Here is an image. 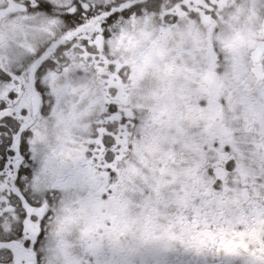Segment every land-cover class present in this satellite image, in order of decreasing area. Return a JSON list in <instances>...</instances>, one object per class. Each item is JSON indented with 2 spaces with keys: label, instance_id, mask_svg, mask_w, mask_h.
I'll return each instance as SVG.
<instances>
[{
  "label": "flooded vegetation",
  "instance_id": "1",
  "mask_svg": "<svg viewBox=\"0 0 264 264\" xmlns=\"http://www.w3.org/2000/svg\"><path fill=\"white\" fill-rule=\"evenodd\" d=\"M18 3L26 9L25 14L33 19L27 27L14 26L9 19V27L13 32L22 33L25 39L31 36L40 45L38 50L35 46L30 47L28 51L31 53L15 49L0 51V90L26 82L25 90L36 98L38 116L31 126V134L29 132L33 144L24 142L21 148L22 142L18 139L15 148L6 149L14 155L6 156L5 165L0 166L2 179L7 172V163L15 165L6 194H0V264H11L10 249L14 244L29 254V264H53L56 245L50 234L51 218L58 204L81 191L79 185L83 177L77 171H65L62 179L70 187H62L54 169L70 161L57 154L53 146H47L46 139H41L38 133L49 130L52 121H56L57 125L60 123L63 114L58 120L57 112L60 111L65 89L87 81L91 72L99 76L94 85V94L99 97L95 106L99 107L95 118L83 124L80 139L88 146L95 129L103 127L107 133L104 140L110 147L114 134H118L122 127L128 128L127 151L121 161H127V171L139 176L142 183L132 182L119 168L126 177L125 192L130 193L140 202L138 206L149 213L145 231L150 232L154 238L152 244L184 253L198 232H219L223 229L226 238L233 233H245V243L259 253L258 237L264 236V125L256 132L253 123L248 120L241 122L238 115H226V111L233 110L226 109L224 100H212L211 93H206L209 99L202 101L198 93L194 94L189 100V113L195 119L207 110L211 113L208 124L203 129L195 124L187 131L179 129L180 138L172 139L173 147L167 152L166 158L150 166L139 153L145 132L144 110L132 100L126 88L137 72V63L134 59H117L112 52L117 37L119 42H123L129 23L133 26L136 23L147 26L153 21L162 34L187 24L188 34L194 40L199 35L198 26L204 27L208 32L211 52L213 32L225 20L223 12L217 11L215 7L216 0H211L212 6L202 0H162L156 13L125 22L123 34L118 30L113 36L112 29L106 30V41L96 52L95 61L84 60L79 53L64 57L65 40H45L46 37L54 38V33L39 30L38 26L42 22L57 20L55 29L61 35L71 30L63 21L64 13L52 9V4L57 3V0H51L49 8L52 10L49 12L31 7L37 0H18ZM165 7L175 13V21H171V18L168 23L162 20ZM219 7L223 9L225 6L221 3ZM233 7L237 15L251 11L264 17V0H244ZM206 15L211 19H205ZM141 35L147 33L142 32ZM163 54L157 53L161 57ZM141 56L144 54L141 53ZM73 57L82 61L79 69L69 68L66 61ZM259 57H264V47L260 48L258 55L253 56V61L259 63ZM215 60L213 55V66ZM147 63L148 58H145V67ZM65 67L67 72L63 71ZM11 98L13 101L16 99L14 93ZM205 104L208 105L207 109ZM113 116L117 119L113 120ZM3 127L0 125V129ZM2 135L4 133L0 131ZM77 142L66 141L63 147L67 149L66 145H75ZM176 145H179L178 152ZM224 155L228 157L223 165L226 174L222 168H214ZM130 156L136 158V163L148 170L150 175H140L136 164L129 160ZM112 179L115 180L114 174ZM197 193L204 197L205 202L202 203ZM45 202L49 211L41 219L38 232L33 235L29 231L27 210ZM254 229L256 232L253 235L251 233ZM142 243L143 240L139 245ZM241 253L247 255L243 250ZM225 256L222 251L217 254L208 250L202 253L200 260L175 254L161 256L151 251L139 254L117 253L107 248L79 253L82 264H221Z\"/></svg>",
  "mask_w": 264,
  "mask_h": 264
},
{
  "label": "clouds",
  "instance_id": "2",
  "mask_svg": "<svg viewBox=\"0 0 264 264\" xmlns=\"http://www.w3.org/2000/svg\"><path fill=\"white\" fill-rule=\"evenodd\" d=\"M202 2L212 6L211 0ZM243 2L216 0L215 7L223 12L225 20L213 32L211 52L207 29L198 26L199 35L194 40L188 34L187 24L162 34L155 21L147 26L129 23L123 42H119V37L114 41L112 52L115 58L134 59L137 63V72L126 88L132 100L144 110L145 132L139 153L150 166L166 158L173 147L172 139L180 138L179 129L187 131L194 124L203 129L208 124L211 113L207 110L195 119L189 113V100L194 94L198 93L202 101L209 99L206 93H211L212 100H224L226 109L233 110L226 111V115H238L241 122L248 120L253 123L256 132L264 125V57H259V63L253 61V56L258 55L260 48L264 47V17L251 11L237 15L233 6ZM221 3L225 6L223 9L219 7ZM9 19L0 20V34L4 37L0 42V51L15 49L31 53L28 49L32 46L38 50L40 42L31 36L25 39L22 33L13 32ZM51 32L54 38L46 37V41L65 40L55 28ZM142 32L147 35H141ZM159 52L164 53L162 57L157 55ZM213 55L216 58L215 66ZM145 58H148L146 67ZM66 62L72 69H79L82 64L78 57ZM97 80L99 76L91 72L87 81L65 89L60 108L63 117L58 125L52 121L48 131L54 148H58L71 135L78 142L66 147L87 156V153L81 152L87 144L80 139L74 125L95 118L99 107L93 106L99 99L94 94ZM204 107L207 109L208 105ZM86 110L92 114L82 118L81 114ZM176 150L179 151V145H176ZM129 160L136 164L140 175H150L148 170L136 163V158L130 156ZM118 166L132 182L142 183L139 176L127 171V161H120ZM150 194L153 193L150 191ZM88 201L87 191H80L57 205L50 227L51 238L56 245L53 264H82L79 253L85 250L134 247L144 239L149 213L138 206L140 202L130 193L124 192L118 208L106 203L105 207L97 209ZM110 216L116 217L115 231H112ZM94 224L99 227L93 228Z\"/></svg>",
  "mask_w": 264,
  "mask_h": 264
},
{
  "label": "snow or ice",
  "instance_id": "3",
  "mask_svg": "<svg viewBox=\"0 0 264 264\" xmlns=\"http://www.w3.org/2000/svg\"><path fill=\"white\" fill-rule=\"evenodd\" d=\"M50 2L51 0H37V3L32 4L31 7L46 12L59 9L60 12L64 13L63 21L71 30L63 35L66 45L63 56L79 53L82 59L95 61L97 59L96 52L102 48L106 41L105 37L108 35L106 30L112 29L113 36L118 30L123 34L125 22L156 13L162 0H57V3L52 4V9L49 8ZM181 8L183 10L182 5ZM25 12L26 9L19 5L18 0H0V19L10 18L14 26L27 27L28 22L33 18L26 15ZM161 18L168 23L170 18L171 21H175L177 16L165 7ZM205 19L210 20L211 17L206 15ZM57 23L58 21L55 19L48 20L42 22L38 28L44 32H51L57 26ZM3 39V35L0 34V40ZM129 44H131V40H129ZM63 71L67 72V67ZM51 75H54V73ZM25 89L26 82L20 83L19 86L15 84L11 87L6 86L0 90V125L4 126L0 129L4 133L0 136V141H3V143H0V166L5 165L4 158L6 156L14 155L12 151H6V149L15 148L18 139L22 142L21 148L24 142L33 144L32 135L29 136V132L31 134V126L38 116V107L36 98ZM13 93L16 97L14 101L11 98ZM117 110L120 111L119 108ZM52 111H55V107ZM112 119L116 120L117 117L113 116ZM127 130V127H122L118 134H114V140L111 146L108 147L104 140L107 134L105 129L103 127L96 128L94 135L88 141V146L81 150L82 153H87L86 157L77 153L75 149H62L61 155L70 163L54 169L58 173L57 180L59 184L65 188L70 187L62 179L63 173L65 171H77L83 177L79 185L80 190L87 191L88 202L93 207L103 208L106 203L113 208L120 207L121 197L126 191V177L122 174L118 165L127 151ZM227 160L228 157L224 155L220 163L214 165V168H222L223 173L226 174L223 165ZM14 167V164L7 163V172L0 179V194H6ZM113 174L115 180L112 179ZM196 195L202 203L205 202L201 194L197 193ZM7 210L5 209V211ZM27 211L30 219L29 231L34 235L38 232L40 221L49 211V207L45 202L39 207L29 208ZM32 217L35 219H32ZM109 218L113 224L112 231H115L116 217L110 216ZM51 219L53 221L55 215ZM95 227H99V225L94 224L93 228ZM255 232L254 229L251 234L254 235ZM245 235V233L238 232L226 238L223 229L219 232L201 231L196 234L193 242L184 253H176L167 247L162 249L154 246L152 244L154 238L150 232H146L141 245L134 247L122 246L112 250L117 253L130 254L151 251L161 256L175 254L197 260L201 259L202 253L206 250L215 251L217 254L222 251L226 256L221 260V264H264V236L258 237L260 245L259 253H257L245 243ZM241 250L247 255H243ZM10 252L12 253L11 264H29V254L19 245H12ZM204 259L206 261V258Z\"/></svg>",
  "mask_w": 264,
  "mask_h": 264
},
{
  "label": "rangeland",
  "instance_id": "4",
  "mask_svg": "<svg viewBox=\"0 0 264 264\" xmlns=\"http://www.w3.org/2000/svg\"><path fill=\"white\" fill-rule=\"evenodd\" d=\"M93 106L95 107V104H94ZM62 114H63V112H60V111L58 110V112H57V118H58V120H59V116L62 115ZM90 114H91V112L88 111V110H86L84 113L81 114V116H82V118H85V117H88ZM83 124H84V123L74 125V128H75L76 132H78L80 135L82 134ZM48 131H49V130H47V131H40L38 134H40V135L42 136L41 139H43V138L46 139L45 144H46L47 146H50V147H51L52 144H51V142H50V140H49V137H48ZM57 139H58V138H57ZM66 141H67V142H68V141H73V142L75 143V141H77V138H75V137H73V136L70 135V136L68 137V139L65 140L64 142H66ZM64 142L61 143L60 146H59L58 148H56V150H57V154H61V150L64 149V147H63ZM74 143H73V144H74Z\"/></svg>",
  "mask_w": 264,
  "mask_h": 264
}]
</instances>
